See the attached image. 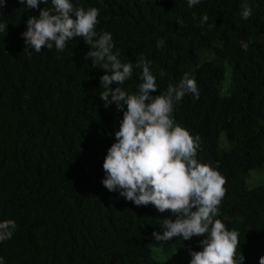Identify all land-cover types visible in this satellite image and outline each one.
I'll return each instance as SVG.
<instances>
[{
    "label": "trees",
    "instance_id": "16d2710c",
    "mask_svg": "<svg viewBox=\"0 0 264 264\" xmlns=\"http://www.w3.org/2000/svg\"><path fill=\"white\" fill-rule=\"evenodd\" d=\"M73 3L99 9L96 31L112 33L113 51L133 64L128 92L140 83L141 57L156 76L154 95L185 72L195 78L199 99L185 94L172 117L199 136L197 159L225 179L216 218L238 232L237 255L259 264L264 181L250 180L252 171L264 175V0H247L248 20L240 18L242 0H201L191 8L187 0ZM37 15L19 0L0 7L7 24L0 32V220L17 225L0 256L5 264H189L204 237L155 241L161 220L175 219L170 210L136 206L101 183L122 112L100 99L104 70L85 60L90 46L82 37L61 51H24L26 20ZM241 40L249 41L247 51Z\"/></svg>",
    "mask_w": 264,
    "mask_h": 264
},
{
    "label": "clouds",
    "instance_id": "9594fccd",
    "mask_svg": "<svg viewBox=\"0 0 264 264\" xmlns=\"http://www.w3.org/2000/svg\"><path fill=\"white\" fill-rule=\"evenodd\" d=\"M5 2L0 0V7ZM19 2L27 9H38L37 16L27 18L26 31L21 34L25 52L39 53L42 46L52 49L53 45L61 51L68 41L82 37L90 46L85 60H91V67L104 70L99 77L103 89L99 97L105 107L115 104L122 117L103 159V186L136 206L151 203L159 212L170 210L175 219L161 220L162 232H152L155 241L204 237L199 241L201 250L190 251L189 264H244L245 257L236 251L238 232L216 218L225 195V179L197 159L199 136H193L172 117L174 104L185 94L199 99L195 78L185 72L177 83H170L165 91L154 95L158 88L156 76L150 70L151 62L141 57L135 65L141 69L140 83L135 92H128L123 85L132 77L133 64L122 62L119 51H113L112 33L96 31L98 8L76 6L73 0H50L51 7H45L49 0ZM200 2L187 0V6ZM239 14L243 20L252 15L247 0H242ZM207 21L206 14L200 16V24ZM6 26L0 22V32H5ZM239 43L247 51L249 41ZM163 44L159 39L156 46ZM159 75L163 76L162 70ZM16 227L12 219L0 220V243L11 239ZM0 264H5L3 256ZM259 264H264V255L259 257Z\"/></svg>",
    "mask_w": 264,
    "mask_h": 264
},
{
    "label": "rangeland",
    "instance_id": "374dc122",
    "mask_svg": "<svg viewBox=\"0 0 264 264\" xmlns=\"http://www.w3.org/2000/svg\"><path fill=\"white\" fill-rule=\"evenodd\" d=\"M251 173H252V176H251L252 179L250 180V184H255L256 182L264 181V175L258 174V173L253 172V171Z\"/></svg>",
    "mask_w": 264,
    "mask_h": 264
}]
</instances>
